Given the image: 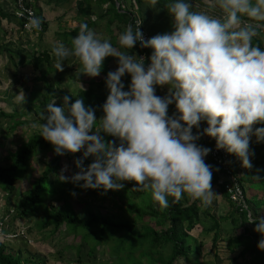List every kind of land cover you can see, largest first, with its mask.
<instances>
[{"label":"clouds","instance_id":"obj_1","mask_svg":"<svg viewBox=\"0 0 264 264\" xmlns=\"http://www.w3.org/2000/svg\"><path fill=\"white\" fill-rule=\"evenodd\" d=\"M150 3L155 8L159 0ZM167 11L173 30L148 39L141 22L135 27L130 23L117 47L84 22L71 46L56 42V70L62 71L69 57L78 59L82 73L90 77L100 74L106 57H116L118 67L105 78L102 117L97 119L96 108L82 98L72 103L69 94L59 106L56 98L48 103L41 113L45 122L33 127H39L57 155L83 149L75 160L79 171L62 174L64 181L101 189L102 194L134 181L135 188L148 190L163 208L170 205L169 197L178 202L185 194L207 207L216 194L213 168L205 161L211 149L197 143L201 135L215 138L216 147L234 154L245 168L253 166L252 136L264 141V127L254 128L264 123V48L253 42L264 30V0H204L200 9L193 0H169ZM42 23L32 15L26 27L40 30ZM137 42L152 49L147 66L144 56L130 52ZM125 74L131 77L127 90ZM157 86H167V94L157 95ZM201 121L207 127L193 133ZM88 157L92 162L85 165ZM253 221L264 234V217ZM259 247L264 248V240Z\"/></svg>","mask_w":264,"mask_h":264},{"label":"trees","instance_id":"obj_2","mask_svg":"<svg viewBox=\"0 0 264 264\" xmlns=\"http://www.w3.org/2000/svg\"><path fill=\"white\" fill-rule=\"evenodd\" d=\"M86 1L88 4L93 2L102 8L99 17L107 21L106 29L112 43L117 39L112 30L114 22L120 25L115 28L120 30V33L126 29L128 24L131 23L135 27L140 23L137 12L141 0ZM193 1L200 4V7H204V0ZM168 2L169 0H159L158 5L167 9ZM28 3L35 11V15L41 17L30 0ZM194 8L196 7L194 6ZM0 18L8 23L14 22L19 33H32L23 29L24 19L17 17L14 13H4L0 8ZM142 24L140 23L143 27ZM45 26L46 22L43 20L42 30ZM150 36H154V34ZM22 38L18 45H14L12 41L0 43V54L6 55L16 69V60L31 61L32 68L38 72L35 80L44 83V91L39 101L43 111L45 106L55 98V103L59 106L60 97L62 99L65 95L70 94L72 103L75 99L82 98L86 106L95 107L96 116L99 119L100 113H103L101 106L105 102L108 92L98 93L91 84L79 88L75 93L62 90L60 87L62 77L57 80L50 78L48 70L51 66L48 52L45 50L39 53L28 52L29 55H26L24 43L29 40ZM113 38L115 39L113 40ZM253 42L264 48V30H261V34L254 38ZM141 50L137 43L130 52L138 56ZM122 80L125 83V90H127L131 80L130 75L125 74ZM167 92L168 90L164 86H157V95L164 96ZM174 111L175 105H170L169 115H172ZM14 116H16L15 112L0 111V118L13 119ZM35 119L39 124L45 122L41 121V115L35 114ZM18 124L17 120L14 121L11 128H17ZM200 124L203 127L207 125L205 121H201ZM258 127H264V123L254 125V128ZM254 137L253 135L252 138ZM105 138L108 141L116 139L112 136ZM197 143L208 148L211 145L208 139H199ZM263 148L264 141L250 140L252 156L258 157L263 153L260 159L252 162L251 168L243 167L239 158L228 153L227 167L236 174L238 185L242 190V199L239 202H233L230 199L224 188L227 180L222 175L223 170L208 157V154L205 161L213 168L212 187L216 194L210 206L204 207L199 201H194L185 194L183 199L178 202H171L173 198L169 197L170 205L163 208L152 198L148 190L137 189L134 187V181H126L122 191L114 192L117 201L115 200L113 203L121 211V214L114 216L110 213L94 212L88 209H85L84 214H79L70 200H64L61 207L56 206L55 202L46 204V200L58 195L68 182L61 179L62 174L69 176L62 171L64 170L62 157L77 159L82 156L83 152L57 155L54 152V146L43 136H40V129H38L14 151H8L4 156L6 163L0 165V190L10 196L15 192L16 181L23 178L31 158L38 152L48 154L44 169L36 179L31 181L29 190L20 195L14 205L5 209V212L0 216V225L3 230H7L14 217L24 219L37 216L42 212L44 216L39 217L36 221V227L40 230L49 228L50 237L56 235L64 227L68 233L80 238L76 253H79L80 249L86 245L87 254L95 257L98 247L101 245L107 247L111 257L110 261H102L97 264H213L208 257L210 255L214 256L213 262H218L217 264H241V262L264 264V248L259 247L261 240H264V234L255 230V221L249 222L257 217H264ZM91 162L92 157L84 160L85 165ZM130 187L129 192L132 191L129 193L128 188ZM82 189L78 184L72 187V191L77 194ZM139 193L149 195L148 201L143 207L138 205L141 202V200L138 202L139 199L137 200L136 197ZM7 203L10 204L9 201ZM218 207L219 214L215 215L210 211L211 208ZM5 217L7 218L5 219ZM225 227L229 230L225 231ZM197 229L200 232L194 235V231ZM21 230L17 228L12 233L19 235ZM22 232L24 237L25 230ZM21 237H18L16 241L21 240ZM26 242L28 244L27 240ZM18 244L20 245V242ZM12 247L14 246L7 247V243L2 242V238L0 239V264H46L45 261L43 263V260L34 261L36 259L34 252L24 255L20 248ZM247 254L250 255L249 259H246ZM227 259L228 261H225ZM76 261L80 262V258H77Z\"/></svg>","mask_w":264,"mask_h":264},{"label":"rangeland","instance_id":"obj_3","mask_svg":"<svg viewBox=\"0 0 264 264\" xmlns=\"http://www.w3.org/2000/svg\"><path fill=\"white\" fill-rule=\"evenodd\" d=\"M93 19L98 23L100 28V24H102L103 20L100 19L99 16H95ZM25 34L27 35V38L25 39H29L31 36L30 33L23 32V35ZM77 34L78 32H71V34H69L68 39L70 40V46L71 38H74ZM107 37L110 38V35L108 34ZM114 39L115 38H113V40ZM27 47L26 50H33L31 47ZM28 52L31 51H27L26 55H29ZM16 64L17 69L9 61L6 55L3 53L0 54V111H4L5 113H16V116H14L13 119L0 118V165H4L6 163L4 156L8 151H14L16 147L23 143L35 130L39 129V127H33V124L39 125V122L35 119V114L41 115L43 112V109L39 105V101L41 99L42 92L44 91V83L35 80L34 76L37 75V71L35 72L32 68L30 60H16ZM62 71L64 72L66 70L63 69ZM62 71H57L55 67H50L48 70L49 75H52L50 76L51 80H57L59 78V75L56 74L57 72L61 75L60 77H62V81L60 83V87L62 90L75 93L79 88L84 86L81 82H70L71 79L64 78L65 76L62 75L64 74ZM100 78H102V75L95 76V79ZM102 86H105V84ZM97 91L100 93L99 90ZM62 103L63 98L61 99L60 97V105ZM102 116L103 113H100V117ZM16 120L19 122L18 127L11 128L12 124ZM195 129L202 132L201 127H199V129L194 127L193 130ZM251 140L255 141L257 138L254 137ZM81 152H83V149ZM261 155L258 157L252 156V162L260 159ZM47 159L48 154H44L42 152H38L31 158L28 168L23 174V178L16 181V189L13 195L8 196L0 190V216L5 212V209L8 206L15 204L20 195L29 190L31 181L39 176L40 172L44 169ZM88 159H90V157H88ZM75 160L76 159L73 157H62L63 169L67 166V171H63V173L70 176V173L73 175L79 171L75 165ZM262 169L264 170V167ZM124 183L126 184V182ZM75 185V183L68 181L66 186L59 191L58 195L46 200V204L55 202L56 206L61 207L64 200H70L79 214H84L86 211L85 209L92 210L94 212L110 213L114 216L121 214V211L116 208L113 202L116 200L114 192L122 191V188L119 190H107L106 194H102L101 189L93 190L83 188L78 194L76 193L73 195L72 187ZM130 189L131 187L128 188V192ZM131 195L133 198V194ZM136 197L137 200L139 199L138 202L141 200L138 205L143 207L146 205L149 195L146 196L139 193ZM8 201L10 204L7 203ZM218 209L219 207L214 209L211 208L210 211L217 215L220 213ZM43 216L44 213L40 212L37 216H31L24 219L14 217L11 224L7 227V230H5V233L13 232L19 228L25 230L26 237L22 236L23 238L21 237V240L19 241H16L18 237L15 239H5L11 240L4 242L7 243V247L10 248L11 245H13L14 247L12 248H20L24 255H29V253L34 252V258H36L34 261L43 260V263L45 261L46 264H97L102 261H110L111 257L108 253V249L104 245L97 248L98 251L95 252V257H91L87 254L86 245L80 249L79 253H76V247L80 242V238L68 233L64 227H62L56 235L51 237L49 228L42 230L38 229L36 227V221L39 217ZM224 230L228 231L229 229L225 227ZM224 230L223 233H225ZM195 231L194 235L195 233L198 234L200 232L199 229ZM237 232L239 231L237 230ZM24 238L28 241V244H26L27 242ZM19 242L20 245L18 244ZM77 258H80V262L76 261ZM213 263L217 264L218 262Z\"/></svg>","mask_w":264,"mask_h":264},{"label":"crops","instance_id":"obj_4","mask_svg":"<svg viewBox=\"0 0 264 264\" xmlns=\"http://www.w3.org/2000/svg\"><path fill=\"white\" fill-rule=\"evenodd\" d=\"M34 9L41 15L43 20L46 22L45 28L40 31H34L30 33L29 41L24 43V47L33 50H26L31 52L39 53L41 51H47L49 55L50 66L55 67V57L52 54V47L58 41H63L66 45L70 46V40L68 39L69 34L71 32H78L79 25L81 23L86 22L89 28L93 29L100 37L105 36L108 38V32L106 30V23L104 18H100L103 20L102 24H100V28L98 23L93 19L95 16H99L102 12V8L98 5L91 2L87 3L86 0H30ZM196 1H193V6L196 9H200L203 7L199 6ZM0 8L4 13H12L13 3L7 2L0 4ZM135 8V7H134ZM140 22L143 27L148 30L151 34H158L169 32L173 30V21L172 17L169 15L166 8H163L157 5L155 8L151 6L150 0H141V5L139 7V11L137 12ZM97 14V15H96ZM14 22H7L4 19L0 18V43H5L7 41H12L14 45H18V42L21 41V37L24 40L27 38V35H23V32H18L17 27L14 25ZM120 25L117 22L113 23L112 30L114 31V35L117 36L116 42L113 44L117 47L118 38L120 35V30H116L115 28ZM71 59V60H70ZM118 67L117 58L116 57H106L103 62V67L101 70L102 78L95 79V77H90L85 73H82L83 67L78 59L69 57L65 62L63 69L67 71H62L65 76L64 78L71 79L70 82H81L83 83V87L91 84L95 91L99 90L100 93L108 92L105 84V76L106 72L114 71ZM35 71V70H34ZM58 71V70H57ZM69 71V72H68ZM36 72V71H35ZM66 73V74H65ZM61 76L58 72L56 73ZM38 75V72H37ZM36 76V75H35ZM34 76V78H35ZM52 76V75H50ZM75 79V80H74ZM77 80V81H76ZM105 84V86H102ZM167 90V86H164ZM101 88V89H100ZM98 92V91H97ZM202 128V132L204 127L200 124ZM198 130H193V133H196ZM201 132V133H202ZM200 139H206V135H201ZM212 190L214 191L213 187ZM212 212V211H211ZM206 223V222H205ZM213 263V255L208 256ZM250 255H246V259H249ZM225 261H228L225 260ZM215 264V263H213ZM227 264V263H225ZM229 264V263H228ZM241 264H250L241 262Z\"/></svg>","mask_w":264,"mask_h":264},{"label":"built area","instance_id":"obj_5","mask_svg":"<svg viewBox=\"0 0 264 264\" xmlns=\"http://www.w3.org/2000/svg\"><path fill=\"white\" fill-rule=\"evenodd\" d=\"M7 2L13 3L12 13H14L17 17L24 19V23H23V29L24 30L29 31V32L39 31V30H35V29H29L26 27L29 18L32 15H35V11L29 5L28 0H0V4L7 3ZM139 28L143 31L145 39L152 37V36H150L151 35L150 32L148 30H146L144 27L139 25ZM137 43H138V46L140 47V43L139 42H137ZM140 48L142 50L139 52L138 57L144 56L145 57V65L147 66L148 63H150L148 57H150L152 49L151 48H142V47H140ZM206 127H207V125L204 126V128H206ZM206 139H208L211 142V145L209 147L211 149V151H210L208 157L210 159H212L213 162L215 161L222 168V170H223L222 175L227 180V182L224 184V188L228 192L229 197L233 202H239L242 199V190L238 185V182H237L238 178H237L236 174L227 167V163H228V159H229L228 152L224 149H218L216 147L215 138L206 135ZM6 218L7 217H5V219ZM19 235H23L22 230H21ZM17 236H18V234H16V233H10V232L5 233V230L2 229V225H0V237L2 239H15Z\"/></svg>","mask_w":264,"mask_h":264}]
</instances>
